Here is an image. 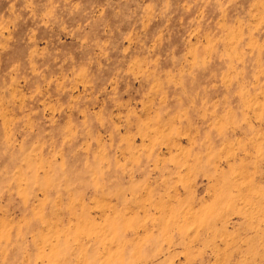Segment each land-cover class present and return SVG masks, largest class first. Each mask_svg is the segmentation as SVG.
<instances>
[{
    "label": "rangeland",
    "instance_id": "obj_1",
    "mask_svg": "<svg viewBox=\"0 0 264 264\" xmlns=\"http://www.w3.org/2000/svg\"><path fill=\"white\" fill-rule=\"evenodd\" d=\"M0 264H264V0H0Z\"/></svg>",
    "mask_w": 264,
    "mask_h": 264
}]
</instances>
